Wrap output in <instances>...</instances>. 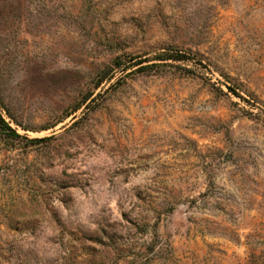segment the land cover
Returning a JSON list of instances; mask_svg holds the SVG:
<instances>
[{"label": "rangeland", "instance_id": "rangeland-1", "mask_svg": "<svg viewBox=\"0 0 264 264\" xmlns=\"http://www.w3.org/2000/svg\"><path fill=\"white\" fill-rule=\"evenodd\" d=\"M0 264H264V0H0Z\"/></svg>", "mask_w": 264, "mask_h": 264}, {"label": "trees", "instance_id": "trees-1", "mask_svg": "<svg viewBox=\"0 0 264 264\" xmlns=\"http://www.w3.org/2000/svg\"><path fill=\"white\" fill-rule=\"evenodd\" d=\"M160 57H163V58H161V59H163V60H166V59H168V58H166V57H169V56H167V55H160ZM173 57V56H172ZM9 130H11L10 128H8Z\"/></svg>", "mask_w": 264, "mask_h": 264}]
</instances>
